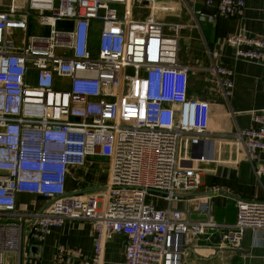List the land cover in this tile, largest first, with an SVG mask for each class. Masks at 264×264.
I'll return each instance as SVG.
<instances>
[{
  "label": "built area",
  "instance_id": "2783aa9c",
  "mask_svg": "<svg viewBox=\"0 0 264 264\" xmlns=\"http://www.w3.org/2000/svg\"><path fill=\"white\" fill-rule=\"evenodd\" d=\"M214 1L220 14L245 13L246 0H206ZM137 4L149 5V14L135 16ZM157 4L12 0L0 9V264L68 220L92 223L90 264L105 263V244L116 234L126 237L123 264H181L185 248L201 235L219 233L234 246L246 230H264L262 199L235 198L234 224L192 220L189 209L173 206L199 187L198 163L214 159L221 142L209 129L211 102L189 94L193 71L213 73L229 98L234 70L215 62L218 49L209 50V66L181 62L183 26L159 19ZM201 16L217 20V14ZM62 20L70 27L59 29ZM225 42L236 58L264 64L263 37L242 29ZM253 119L234 136L255 163L264 152V110L253 112ZM90 157L108 160L106 184L69 192L70 169L84 167ZM22 192L47 203L20 210ZM160 199L165 208L156 204ZM63 251L67 264H85L75 261L81 250Z\"/></svg>",
  "mask_w": 264,
  "mask_h": 264
},
{
  "label": "crops",
  "instance_id": "0c3cea01",
  "mask_svg": "<svg viewBox=\"0 0 264 264\" xmlns=\"http://www.w3.org/2000/svg\"><path fill=\"white\" fill-rule=\"evenodd\" d=\"M215 2L158 0L156 16L182 24L180 48L189 52L188 63L211 65L214 62L209 50L218 49L221 56L215 62L231 66L234 70L233 94L229 98L222 94L216 81L210 87L205 86L204 76L203 89L198 91L191 76L189 94L211 102L209 129L211 136L221 142L216 146L214 159L198 163L202 169L199 187L173 202L175 207L189 209L188 216L192 220L211 218L216 222L234 224L237 220L235 198L264 200V172L258 175L255 169L264 168V159L260 155L255 163L249 161L234 136L239 129L255 124L253 112L264 110V64L236 58L225 38L242 29L264 38V0H246L242 18L220 14L217 10V20L212 22L201 14L204 13V5L216 7ZM4 6V1L0 0V9ZM185 60L183 58V63ZM108 165L107 159L90 157L84 167H72L67 190L77 192L103 186L108 177ZM46 203L47 199L36 193L22 192L17 196L20 210L41 209ZM156 204L161 208L168 205L164 199L156 200ZM24 227L27 233L31 225ZM220 235L199 236L185 248L181 264H264V230H246L241 241L234 246L217 239ZM94 245L95 230L90 221L68 220L61 227H54L44 241L33 242L26 252L20 255L9 253L6 263L12 264L17 258V264H67L70 256L63 250L70 247L84 253L80 259H75L76 263L90 264ZM125 247L123 234L109 239L105 244L104 264H123Z\"/></svg>",
  "mask_w": 264,
  "mask_h": 264
},
{
  "label": "rangeland",
  "instance_id": "374dc122",
  "mask_svg": "<svg viewBox=\"0 0 264 264\" xmlns=\"http://www.w3.org/2000/svg\"><path fill=\"white\" fill-rule=\"evenodd\" d=\"M124 7L125 6L123 5L122 8H124ZM132 11H134V13H135L134 15L135 16H137L136 14L141 12V13H139V15H141V17H145V15L149 14V12H150V6L147 5L146 7H142V6L137 4V5L132 7ZM35 19H37V18H35ZM37 31H38L37 28H32L30 33L31 34L38 33ZM93 33H94V39H95V37L99 33V27H95L94 30H93ZM169 33H171V32H169ZM187 57L188 58L190 57L189 52L183 51L180 48V52H179L180 61L183 62V58H184V59H186L185 60L186 63H188ZM189 64H191V63H189ZM207 66H209V65H207ZM192 76H193L194 87L197 88L198 91H202L204 82H205V86H209L210 87V85H213L214 82L216 81V76L213 73L209 72V71H193V75ZM203 76H204V82H203ZM101 173H102V171H100V174ZM148 200L151 201L152 198L149 197ZM8 254L6 255L7 257H8ZM25 256H26V254H25ZM12 264H17V258L13 261Z\"/></svg>",
  "mask_w": 264,
  "mask_h": 264
},
{
  "label": "water",
  "instance_id": "95a60500",
  "mask_svg": "<svg viewBox=\"0 0 264 264\" xmlns=\"http://www.w3.org/2000/svg\"><path fill=\"white\" fill-rule=\"evenodd\" d=\"M4 1V4L5 5H9L11 4L12 0H3ZM204 13L206 14H216L217 13V8L216 7H211V6H208V5H204V10H203ZM261 158L264 159V152L261 153ZM222 235L218 236L217 239H219L220 241H222ZM33 249V248H32Z\"/></svg>",
  "mask_w": 264,
  "mask_h": 264
},
{
  "label": "trees",
  "instance_id": "16d2710c",
  "mask_svg": "<svg viewBox=\"0 0 264 264\" xmlns=\"http://www.w3.org/2000/svg\"><path fill=\"white\" fill-rule=\"evenodd\" d=\"M57 27H58L59 29L69 28V27H70V22L67 21V20L59 21L58 24H57Z\"/></svg>",
  "mask_w": 264,
  "mask_h": 264
}]
</instances>
